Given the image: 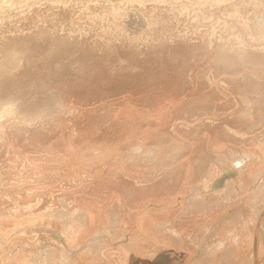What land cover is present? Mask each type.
I'll return each instance as SVG.
<instances>
[{"label":"rangeland","instance_id":"374dc122","mask_svg":"<svg viewBox=\"0 0 264 264\" xmlns=\"http://www.w3.org/2000/svg\"><path fill=\"white\" fill-rule=\"evenodd\" d=\"M229 208L264 220V0H0V264L145 262Z\"/></svg>","mask_w":264,"mask_h":264},{"label":"crops","instance_id":"0c3cea01","mask_svg":"<svg viewBox=\"0 0 264 264\" xmlns=\"http://www.w3.org/2000/svg\"><path fill=\"white\" fill-rule=\"evenodd\" d=\"M228 192L231 197L232 190ZM236 212L237 209L229 208L217 222L203 225L205 236L207 234L213 235L207 242L195 244L190 237L183 238L180 232L175 231L174 234L180 238V250L177 249V243V246L156 252L153 257L148 258L145 262L139 260L135 261L134 264H207L215 262L219 264H258L262 262L264 257V220L236 223L231 220L234 217L232 215ZM220 225L224 226L222 229L226 231V236L229 237L228 241L214 235V231ZM239 229L253 230L254 232L250 238L244 236L242 238L243 243H239L241 240L237 234ZM185 244L186 248H184ZM258 256L260 257L258 258Z\"/></svg>","mask_w":264,"mask_h":264},{"label":"bare ground","instance_id":"6f19581e","mask_svg":"<svg viewBox=\"0 0 264 264\" xmlns=\"http://www.w3.org/2000/svg\"><path fill=\"white\" fill-rule=\"evenodd\" d=\"M240 161H234V166H238V165H240ZM235 168V167H234ZM236 176V172L233 170V169H229V170H226V171H224V172H220L219 173V175H218V178L215 180V182L213 183V185H212V188L213 189H218L219 187H221L222 185H223V183L225 182V179H227V178H232V177H235ZM227 185V184H226ZM206 188H207V186H206ZM208 191V190H207ZM215 191V190H214ZM219 192V191H218ZM221 192V191H220ZM213 193V192H212ZM193 197V196H192ZM195 198V197H194ZM192 198H190V200H191ZM197 199V198H196ZM192 200H194V199H192ZM191 200V201H192ZM74 212H76L75 210H74ZM77 213V212H76ZM76 213H74V214H76ZM81 216V215H80ZM81 219V218H80ZM83 220H86V216H85V219H83ZM82 222H84V221H82ZM81 223V222H80ZM82 224H84V223H82ZM70 228V227H69ZM109 228V227H108ZM76 229V228H75ZM107 229V228H106ZM108 230V229H107ZM114 230H116V229H114ZM66 232H68V231H66ZM107 231H103L102 232V234H101V236H103V235H105V233H106ZM108 233V232H107ZM58 236H57V244H58V247H60L61 248V251H64L65 250V245H66V243H67V241H66V237H65V234L64 233H61V234H57ZM101 236L99 237V238H101ZM126 236V235H125ZM106 237V236H105ZM125 238V237H124ZM126 239V238H125ZM97 239H94V241H91V242H97L96 241ZM92 244V243H91ZM57 247V248H58ZM64 253L63 252H61V256L63 255ZM70 254V253H69ZM60 257V256H59ZM66 258H68V257H66Z\"/></svg>","mask_w":264,"mask_h":264}]
</instances>
